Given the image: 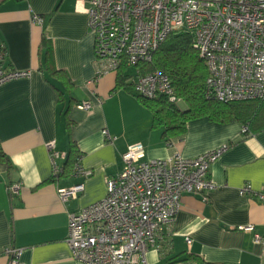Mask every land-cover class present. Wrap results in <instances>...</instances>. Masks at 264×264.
I'll return each mask as SVG.
<instances>
[{"label": "crops", "instance_id": "0c3cea01", "mask_svg": "<svg viewBox=\"0 0 264 264\" xmlns=\"http://www.w3.org/2000/svg\"><path fill=\"white\" fill-rule=\"evenodd\" d=\"M85 7L78 0L0 2L3 66L31 71L0 86V142L12 163H0V264H7L8 246L21 249L20 264H84L67 242L69 212L106 196V179L123 171L122 155L134 142L145 145L146 160L194 158L228 145L210 166L216 188L183 194L174 220L149 248L148 264H264V202L240 193L244 184L264 191V129L244 132L238 119L222 123L203 115L188 121L184 134L164 138L153 112L118 86V71L98 75ZM34 15L44 22H33ZM131 68L127 84L137 76ZM83 101L91 109L80 108ZM52 141L67 153L58 177L47 148ZM77 164L92 175L75 176ZM79 182L85 190L63 203L59 188ZM12 184H20L18 194H10ZM248 224L261 241L238 229Z\"/></svg>", "mask_w": 264, "mask_h": 264}, {"label": "built area", "instance_id": "2783aa9c", "mask_svg": "<svg viewBox=\"0 0 264 264\" xmlns=\"http://www.w3.org/2000/svg\"><path fill=\"white\" fill-rule=\"evenodd\" d=\"M2 0H0L1 2ZM86 4L88 26L94 37L98 75L118 71L123 63L136 66L151 61L155 51L175 31L185 30L194 37V47L208 69L206 91L221 102L264 99V0H78ZM33 22L43 23L34 15ZM4 44L0 42V86L28 77L30 70L3 66ZM134 89L141 96L165 95L177 104L170 76L160 70L140 74ZM92 107L90 101L79 104ZM243 131H247L244 127ZM112 140L108 130H104ZM53 174L61 173L59 159L67 153L49 142ZM228 145L194 158L179 154L165 159L146 160L142 142L127 146L122 158L123 171L106 179L104 198L79 211L69 212L67 242L73 257L84 264H148L147 252L157 241L158 231L171 223L181 207L184 193L199 194L214 190L210 166ZM73 174L87 178L90 169L77 164ZM20 184L8 187L11 195L19 193ZM85 183L59 188L63 203L76 199ZM264 202V191L251 184L240 188ZM253 232L256 241L262 235L253 224L239 226ZM190 246L192 239L187 237ZM21 249L4 250L7 264H20Z\"/></svg>", "mask_w": 264, "mask_h": 264}, {"label": "trees", "instance_id": "16d2710c", "mask_svg": "<svg viewBox=\"0 0 264 264\" xmlns=\"http://www.w3.org/2000/svg\"><path fill=\"white\" fill-rule=\"evenodd\" d=\"M47 50L48 60H50V49ZM129 67L127 63H123L119 68L118 86L131 90L153 112V123L163 128L164 138L184 134L188 121L203 115L222 123L238 119L250 131L264 129V121H262L264 99L221 102L208 96L206 91L208 69L204 59L194 47L193 35L188 31L172 32L155 51L151 61L136 65L137 75L157 70L167 73L172 80L176 96L185 103V109L180 108L175 101L165 95L154 98L141 96L134 89V80L127 84L132 77L125 75ZM0 163L8 168L12 167L11 160L1 142ZM189 257L198 258L193 255Z\"/></svg>", "mask_w": 264, "mask_h": 264}, {"label": "rangeland", "instance_id": "374dc122", "mask_svg": "<svg viewBox=\"0 0 264 264\" xmlns=\"http://www.w3.org/2000/svg\"><path fill=\"white\" fill-rule=\"evenodd\" d=\"M131 69H132V72L135 74V70L137 69V67L136 66H132ZM178 105L183 106V102H180Z\"/></svg>", "mask_w": 264, "mask_h": 264}]
</instances>
